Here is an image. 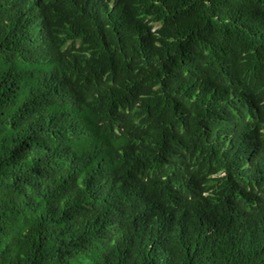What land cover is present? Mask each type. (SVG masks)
Segmentation results:
<instances>
[{
  "label": "trees",
  "instance_id": "1",
  "mask_svg": "<svg viewBox=\"0 0 264 264\" xmlns=\"http://www.w3.org/2000/svg\"><path fill=\"white\" fill-rule=\"evenodd\" d=\"M0 264H264V0H0Z\"/></svg>",
  "mask_w": 264,
  "mask_h": 264
}]
</instances>
